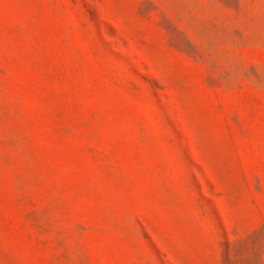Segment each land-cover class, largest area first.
Listing matches in <instances>:
<instances>
[{
	"label": "rangeland",
	"instance_id": "rangeland-1",
	"mask_svg": "<svg viewBox=\"0 0 264 264\" xmlns=\"http://www.w3.org/2000/svg\"><path fill=\"white\" fill-rule=\"evenodd\" d=\"M0 264H264V0H0Z\"/></svg>",
	"mask_w": 264,
	"mask_h": 264
}]
</instances>
